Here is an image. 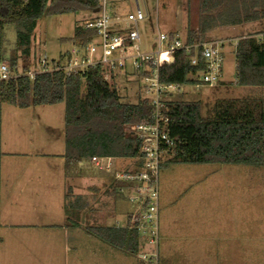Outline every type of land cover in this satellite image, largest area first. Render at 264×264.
Listing matches in <instances>:
<instances>
[{
	"label": "trees",
	"instance_id": "1",
	"mask_svg": "<svg viewBox=\"0 0 264 264\" xmlns=\"http://www.w3.org/2000/svg\"><path fill=\"white\" fill-rule=\"evenodd\" d=\"M189 4L183 39L188 45L207 43L206 35L222 28L264 21V0H200L198 27H194ZM101 7V0H0V67L9 60L11 69L18 71L20 59H30L34 34L44 17L85 11L98 16ZM10 26L15 27L17 38L7 59L5 30ZM175 35L170 34L172 38ZM94 36L95 32L77 27L67 42L86 45ZM191 56L185 51L165 56L160 67L161 83L179 88L194 84L192 78L205 70V62L198 54L199 64L193 67ZM235 57L236 85L264 88V38L254 35L239 39ZM28 71L25 66L24 73ZM61 104L65 105L63 158L67 169L94 157L128 161L139 157L141 141L132 128L151 124L154 108L149 99L134 105L122 103L118 91L104 81L101 67L78 74L67 75L59 70L37 75L34 80L24 74L0 81V105L28 109ZM164 109L168 113L167 130L177 141L166 155L169 163L264 169L263 99L221 100L207 117L198 103L169 101ZM85 231L130 254L141 249L138 231L128 227H87Z\"/></svg>",
	"mask_w": 264,
	"mask_h": 264
},
{
	"label": "rangeland",
	"instance_id": "2",
	"mask_svg": "<svg viewBox=\"0 0 264 264\" xmlns=\"http://www.w3.org/2000/svg\"><path fill=\"white\" fill-rule=\"evenodd\" d=\"M188 3H190L194 27H197L200 16V0H139L142 10L146 11L148 15L146 20L137 24L141 36L142 52L154 49V41L159 34L169 35L174 30L180 32L178 34L181 35V30L188 20L186 9ZM107 4L109 12L127 20L130 14L136 13V0H107ZM94 16L91 12L85 11L78 14L46 16L41 19L34 34L31 57L29 60L20 59L17 72L19 74L24 72L25 66L29 71H34L38 68V62L43 59H47L53 65L64 58L61 63L65 65L70 58L71 51L75 48L73 43L67 41L73 38L77 27H83ZM129 25L134 28L132 23ZM260 29L261 27L256 23L244 24L242 27L238 26V29L233 32L234 35L229 36L232 40L229 44H225L223 49L225 54L223 83L220 82L213 88H196L193 84H186L179 91L166 94L164 105L169 101L198 103L203 116L207 117L212 113L218 101L246 98L247 87L237 88L239 86L236 85V43L239 37L247 36L253 30L256 33L263 32ZM5 35L6 56L9 59L16 44L15 27H8L5 30ZM181 36L183 38V34ZM6 63L10 65L9 60ZM110 85L118 91L121 102L124 104L134 105L152 97L146 94L145 83L136 79L130 63H127L125 72L117 75ZM64 118V104L32 106L28 109L0 105V134L2 135L3 149L5 144H9L11 141L14 152H19L17 154L25 152L54 154L46 158H28V156L26 158V155H16L11 159L13 166L9 168V171L12 170L13 174L28 171L65 173L64 158L59 156L65 152ZM168 159L169 157L164 159V166L159 174L161 201L167 200L171 196H176L175 200H179L178 195L181 194L184 195V198L179 201L180 203H188L192 200L193 203L203 207V211L206 209L213 213L216 210L218 212L216 213L217 220L223 225L221 234L224 233V236L232 237L233 243L239 246L243 244L244 248L247 244L250 246L251 242L254 245V262L252 263V256L247 258L245 257L246 253H240L246 259L242 264H264V169L217 164L175 165L169 163ZM116 163L122 165L121 170L130 169L134 164L132 160L122 159L120 162L115 161V165L114 162L112 163L111 171H101L89 160H86L82 163V167L69 171V174L78 173L93 181L99 178H108L114 184L119 185L114 179L115 173L119 171L116 170ZM17 182L23 183L21 178L19 181H15L16 185ZM15 191H18V188ZM22 193L25 203L34 204L33 202L38 203L40 200L46 201L43 197L47 198L48 202L42 203L41 211H47L42 220L48 224L60 219L63 223L65 219L66 225L68 223L70 226L74 223L84 226H101L97 219H90L95 215L91 210L77 211L70 200L68 202L66 200L62 206L55 201L58 196L53 197V201H50V191L37 196L29 194L25 188ZM22 193L19 197L22 196ZM52 193L56 194V192ZM127 197L126 200L118 202L112 199L106 200L107 203L101 206L105 214L108 212L113 214V217L106 219V226L125 228L128 225L129 215L135 211L137 206ZM204 205L213 207L206 206L204 208ZM22 207L23 204L15 205L17 208L15 214L25 216L29 210L22 213ZM111 207L113 209L117 207L118 211L115 213ZM192 213L194 214V212ZM32 214L36 215L35 211ZM36 218L37 215L34 219ZM206 218L208 231L205 237L220 234L218 223L212 220L214 215H212V219L208 216ZM74 231L78 233V230H71V232ZM62 233L64 234V232ZM70 246H73L72 243ZM89 250L88 247H82L81 256ZM124 259L129 264L138 263V257ZM205 262V264L209 263L208 258ZM225 263L240 264L236 258H229L225 260Z\"/></svg>",
	"mask_w": 264,
	"mask_h": 264
},
{
	"label": "crops",
	"instance_id": "3",
	"mask_svg": "<svg viewBox=\"0 0 264 264\" xmlns=\"http://www.w3.org/2000/svg\"><path fill=\"white\" fill-rule=\"evenodd\" d=\"M110 13L114 31L131 27L126 18ZM96 18L97 16H94L89 21ZM187 24L188 22L181 30L183 38L178 34L180 33L178 31L173 30L170 34L175 33L180 38L185 39ZM256 24L261 27L263 32L256 33L254 29L252 33L239 37L238 40L254 35L260 37V39L264 38V21L256 22ZM237 29L238 26L235 28H222L207 34L206 39H208L207 41H222L229 44L232 40L229 36L234 35L233 32ZM223 77L221 83H223ZM247 92V99L264 100V88L247 87ZM1 142L2 135L0 134V264H129L124 258L138 257V253L142 249L137 254H130L88 235L85 231L87 227H109L106 226V219L113 217V214L109 212L105 214L101 206L107 203L106 200L112 199L116 202L126 200V197L119 192L116 184L108 178H99L93 181L78 173L74 175L70 173V175L69 171L83 165L79 164L67 169L65 159V173L60 171L56 173L28 171L13 174V171H9V168H12L13 162L11 159L16 155H26V158L27 156L28 158H46L54 154L50 152L17 154L19 152H14L11 141L9 144H5L4 149ZM63 155L60 154L59 156L62 157ZM120 160L122 159H112L107 161L106 164L113 167L112 163L114 162L115 165V161L120 162ZM115 167L116 170H121L122 165L116 163ZM20 178L23 183L17 182L16 185L15 181H19ZM16 188H18V191H15ZM25 188H27L29 194L37 196L50 191V197L47 196L50 201H53V197L58 196L55 201L62 206H64L66 200L67 202L70 200L77 211L91 210L95 215L90 219H97L100 221L101 226H84L80 223H74L70 226L68 223L66 225L64 218L63 223L60 219L48 224L42 220L47 211H41L42 203L48 202L47 198L43 197L46 201L40 200L38 203L33 202L34 204L25 203L22 193ZM52 192H56V194ZM20 193H22L21 197H19ZM178 196L179 200H175L176 196H171L163 201H161L160 196L159 264H205L207 258L209 260L208 264L221 262L226 264L225 260L229 258H236L238 263L242 264L246 259L240 253H246L247 256L245 257L247 258L252 256V263L254 262V245L252 242L250 246L247 244L244 248L243 244L239 246L233 243L232 237L224 236V233L221 234L223 225L217 220L216 213L218 212L216 210L213 213L206 209L203 211V207L193 203L192 200L188 203H180L179 201L184 198V195L180 194ZM19 204H23L22 213L27 209L29 210L25 216L15 214L17 210L15 205L18 206ZM206 206L211 207L212 205H204V208ZM111 210H115V213L118 211L117 207L115 209L111 207ZM34 211L37 215L36 219H34L36 215L32 214ZM212 215H214V219H212ZM207 216L218 223L221 235L217 233L216 236L205 237L208 231ZM127 223L129 225V219ZM71 230H78V233L71 232ZM72 234L74 235L72 236ZM70 240L73 246H70ZM142 242L141 240V244ZM82 247H88L90 250L81 256ZM137 261V264H140L139 259Z\"/></svg>",
	"mask_w": 264,
	"mask_h": 264
},
{
	"label": "built area",
	"instance_id": "4",
	"mask_svg": "<svg viewBox=\"0 0 264 264\" xmlns=\"http://www.w3.org/2000/svg\"><path fill=\"white\" fill-rule=\"evenodd\" d=\"M101 11L97 18L85 23L83 28L95 32L86 45L78 43L70 53L65 65L48 62L47 59L38 62L34 71L15 73L11 66L3 63L0 67V81H8L13 77L26 74L31 80L37 75L63 70L67 75L85 73L90 68L101 67L103 79L112 83L115 77L124 73L127 63L131 64L137 80L145 83V92L152 96L149 101L154 108L153 122L151 124L136 125L132 131L141 141L139 157L132 160L129 170H119L114 179L121 185L119 192L133 202L137 208L129 216L128 228L138 231L143 241L138 253L140 264H159L160 239V192L159 174L161 165L168 152L177 146V141L170 136L167 130L168 113L164 109V96L179 91V87L170 84L164 85L160 81V67L165 56L173 52L185 51L192 54L190 64L197 67L198 54L205 62V70L194 76L193 85L196 88L215 87L224 74V45L226 42L209 41L204 44H185L183 39L175 35L172 38L167 34H159L154 41L155 49L142 52L140 33L137 24L147 18L139 0H136V13L130 14L128 23L131 26L121 31H114L112 16L107 9V0H101ZM111 158L101 159L94 157L90 162L99 170L111 171L112 166L106 164ZM131 195V196H130Z\"/></svg>",
	"mask_w": 264,
	"mask_h": 264
}]
</instances>
